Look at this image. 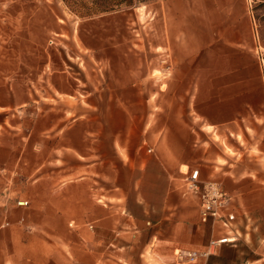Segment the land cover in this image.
Returning <instances> with one entry per match:
<instances>
[{"label":"crops","instance_id":"0c3cea01","mask_svg":"<svg viewBox=\"0 0 264 264\" xmlns=\"http://www.w3.org/2000/svg\"><path fill=\"white\" fill-rule=\"evenodd\" d=\"M168 2L169 30L187 49L178 57L183 72L212 75L214 98L184 124H169L154 147L130 142L129 131L90 128L102 117L84 112L64 128L0 135V166L9 171L0 176V264H179L175 249H201L216 234L184 193L181 165L232 195L238 233H264V115L246 98L256 88L247 75L259 70L243 48L250 25L213 21L211 10L226 11V2H207L204 20L196 2ZM224 30L236 33L233 49L213 39ZM239 132L246 145L232 141L231 154L214 139Z\"/></svg>","mask_w":264,"mask_h":264},{"label":"rangeland","instance_id":"374dc122","mask_svg":"<svg viewBox=\"0 0 264 264\" xmlns=\"http://www.w3.org/2000/svg\"><path fill=\"white\" fill-rule=\"evenodd\" d=\"M71 1L0 0V135L7 140H17L13 133L18 131L50 129L52 123L64 128L84 112L102 117L90 128L129 131L130 142L147 138L154 147L169 124H184L214 98L212 75L183 72L178 57L187 49L169 30L170 0H134L111 11L96 10L92 0ZM189 1L196 2L202 20L208 16L207 2H226V11L221 5L211 10L213 21L250 25L243 48L258 57L259 70L247 75L256 88L246 98L261 104L255 114L264 115V0ZM235 35L224 30L213 39L233 49ZM231 101L225 102L228 108ZM246 135L254 136L249 129ZM214 139L227 154L236 152L232 141L240 146L247 141L242 132ZM186 167H179L182 179ZM0 168V176L9 173ZM205 264H264V233H240Z\"/></svg>","mask_w":264,"mask_h":264},{"label":"built area","instance_id":"2783aa9c","mask_svg":"<svg viewBox=\"0 0 264 264\" xmlns=\"http://www.w3.org/2000/svg\"><path fill=\"white\" fill-rule=\"evenodd\" d=\"M4 172L0 168V173ZM183 174L184 191L195 196L198 200L199 221L211 226L212 235L208 243L201 249H182L174 251L177 263L195 262L206 259L222 244L235 243L240 236L236 230V213L231 208L232 195L214 180H203L199 177V170L186 167ZM26 205L27 201H22Z\"/></svg>","mask_w":264,"mask_h":264},{"label":"trees","instance_id":"16d2710c","mask_svg":"<svg viewBox=\"0 0 264 264\" xmlns=\"http://www.w3.org/2000/svg\"><path fill=\"white\" fill-rule=\"evenodd\" d=\"M110 1H115V4H109ZM134 0H92L96 10L111 11L114 6L131 5ZM141 1V0H137ZM73 4H77L78 0H72Z\"/></svg>","mask_w":264,"mask_h":264}]
</instances>
